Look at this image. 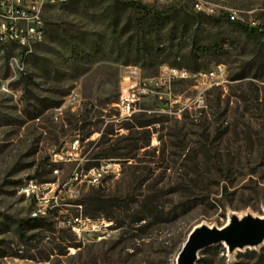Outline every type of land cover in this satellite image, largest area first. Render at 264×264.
I'll return each instance as SVG.
<instances>
[{"label": "rangeland", "instance_id": "rangeland-1", "mask_svg": "<svg viewBox=\"0 0 264 264\" xmlns=\"http://www.w3.org/2000/svg\"><path fill=\"white\" fill-rule=\"evenodd\" d=\"M41 19L40 39L0 42V264H176L195 227L264 216V0H69ZM164 65L189 75L155 85ZM195 264H264V241Z\"/></svg>", "mask_w": 264, "mask_h": 264}, {"label": "built area", "instance_id": "built-area-1", "mask_svg": "<svg viewBox=\"0 0 264 264\" xmlns=\"http://www.w3.org/2000/svg\"><path fill=\"white\" fill-rule=\"evenodd\" d=\"M67 1L69 0H0V39L17 38L22 45L27 44L30 40L40 39L43 33H32V26H43L41 19L42 8L45 5L61 4ZM235 16V13L229 15L230 19H234ZM223 69L224 65L218 64L215 69L207 72H198V76L206 79H217L219 78V72L223 71ZM188 75L181 74L180 69H173L164 65L159 76L155 79V85L166 86L171 81L186 78ZM123 99L128 101V97ZM196 102L200 103L202 99L198 97ZM30 187L34 186L31 185Z\"/></svg>", "mask_w": 264, "mask_h": 264}, {"label": "water", "instance_id": "water-1", "mask_svg": "<svg viewBox=\"0 0 264 264\" xmlns=\"http://www.w3.org/2000/svg\"><path fill=\"white\" fill-rule=\"evenodd\" d=\"M264 241V216L232 215L225 226L195 227L187 236L176 259V264H195L197 253L204 248L224 242L229 251L236 248L254 247Z\"/></svg>", "mask_w": 264, "mask_h": 264}, {"label": "trees", "instance_id": "trees-1", "mask_svg": "<svg viewBox=\"0 0 264 264\" xmlns=\"http://www.w3.org/2000/svg\"><path fill=\"white\" fill-rule=\"evenodd\" d=\"M123 4L128 5V6H132L135 9L145 10L146 12H150L154 16H157V17L158 16H162V12L156 11V10H152V9H150V8L144 6V5H141L140 3L136 2V1H126V2H123ZM231 22H233L234 24H236L239 28H241L244 32H247V33L248 32H256L260 28L259 26L251 27L248 24L243 23V22L238 21V20L231 21ZM29 220L34 221V220H36V218L35 217H32Z\"/></svg>", "mask_w": 264, "mask_h": 264}, {"label": "bare ground", "instance_id": "bare-ground-1", "mask_svg": "<svg viewBox=\"0 0 264 264\" xmlns=\"http://www.w3.org/2000/svg\"><path fill=\"white\" fill-rule=\"evenodd\" d=\"M42 29H43V26H32V33H42ZM12 40H14L15 42L19 41L17 38H5V40L0 39V42L5 44V43H8L9 41H12ZM173 69H176V68H173ZM180 72H181V74H189L188 71L184 70V69H180ZM224 74H225V67H224L223 71L219 72V78L223 77ZM121 98H126V97H121Z\"/></svg>", "mask_w": 264, "mask_h": 264}]
</instances>
